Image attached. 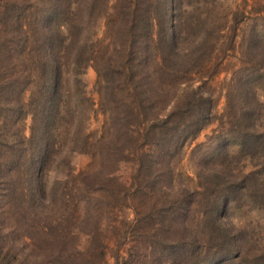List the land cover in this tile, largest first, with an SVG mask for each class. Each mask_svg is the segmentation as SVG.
Masks as SVG:
<instances>
[{
  "label": "trees",
  "instance_id": "1",
  "mask_svg": "<svg viewBox=\"0 0 264 264\" xmlns=\"http://www.w3.org/2000/svg\"><path fill=\"white\" fill-rule=\"evenodd\" d=\"M103 20L101 41L96 30ZM182 33L173 0H0V217L31 208L43 220L54 218L45 254L36 252L29 260L2 245L0 264L89 262L90 255L48 256L70 237V226L83 222L89 207L85 215L64 210L58 218L50 212L62 208L60 200L65 207L75 198L87 204L104 197L107 204L122 201L114 210L121 223L112 231L116 238L130 237L120 242L117 264L141 258L144 264H234L247 258L243 229L227 218L237 193L251 187L241 186L240 175L219 162V148L201 159L195 177L178 178L183 149L217 115L208 82L199 77L183 82ZM89 66L99 75L98 108L90 97L80 106L85 94L65 100L68 88L83 82L80 69ZM203 70L190 66L195 76ZM245 80L230 79L229 106L235 112L229 113L230 138L220 148L230 156L238 145L247 158L260 159L261 110L232 104ZM89 106L90 113L104 116L100 131L89 129L90 117L83 113ZM68 153L86 155L90 163L51 178ZM124 165L132 167L129 177L118 181ZM254 171L239 173L250 177ZM11 220L0 226V234L3 227L10 232ZM159 235L168 240L161 247L152 241Z\"/></svg>",
  "mask_w": 264,
  "mask_h": 264
},
{
  "label": "rangeland",
  "instance_id": "2",
  "mask_svg": "<svg viewBox=\"0 0 264 264\" xmlns=\"http://www.w3.org/2000/svg\"><path fill=\"white\" fill-rule=\"evenodd\" d=\"M116 1L112 0L114 3ZM173 5L178 8L183 24V40L180 45V51L183 52V82L186 83L187 78L190 77L197 79L199 77L202 84L208 82L206 87L214 95L216 101L214 112L215 115L217 114L213 122L200 132L193 144L183 149L181 159L177 163L178 178L183 182V177L188 178L189 175L195 177L194 171L198 168L201 159H209L208 151L215 152L219 148V157H217L219 162L224 164V168L226 165L233 168L235 174L242 177H238L240 182L243 180L241 186L248 184L251 187V190L237 193L236 202L228 212L229 224L241 225V229H243L241 243L248 252L246 259L234 264H264V173H262L264 153L258 156L260 159L255 157L252 160L247 158L248 151H242L238 145H232L230 156L225 148H220L226 143L222 141L230 138L227 133L231 119L229 113L235 112L233 107L229 106L228 90L231 77L241 82L245 78V81L248 82L245 87L238 84L236 94L232 97V104L237 106L240 103L250 104L252 109L261 110V124L264 126V0H173ZM173 12L177 15V11ZM96 32L99 40L103 41L106 38V20L101 22ZM190 66L204 70L201 75L198 71L199 76H195L191 73ZM80 70L79 77L83 82H77L70 86L68 92L65 91L68 95L65 100L68 101L70 97L78 96L79 98V95L85 94L86 99H80V106L82 107L90 97L95 101V108H98L97 82L99 75L93 66ZM188 71L190 72L188 73ZM246 91L248 93H244ZM90 111H92L90 106L83 108L84 115L90 117L89 129L100 131L104 116L100 112L90 113ZM68 118L72 119L71 116ZM74 122L75 120L71 123ZM25 124L26 133L29 134L30 116ZM224 159L227 160V163ZM88 163H90L88 156L68 153L67 157L59 162L56 171L51 173V178H61L63 173L70 170V166L75 170L86 167ZM131 168V166L124 165L121 170H118V181L119 177L122 180L129 177ZM250 170H255L256 174L244 177L239 173L244 171L248 173ZM1 178L2 175H0V185L3 183ZM107 199V197L94 198L87 204H78V199L75 198L65 207L60 200L62 208L53 210L50 214L54 212L59 218L64 210H68L85 215L87 207H89L88 215L83 222L70 226L72 230L68 234L70 237L65 242L54 245L48 256L52 255L55 258L64 252L70 259H76L90 255V261L83 264H117L116 260L124 248V244L120 242H127L123 239L130 237L121 234V237L116 238L115 230L112 231V227L121 223V219L114 214V210L122 201H109L107 204ZM158 200L160 203L162 202L160 199ZM36 212L39 210L28 208L15 212V216L12 217L6 215L0 217V226L10 219L13 224L10 232L6 227H3L0 234V249L2 245L6 246L12 250L15 257L26 256L29 260H33L36 252L38 254L46 253L45 248L48 247L46 234L53 229L50 221L54 218L48 217L49 221H46L40 218ZM57 221H54L53 224L60 226ZM124 229L125 226L122 224L121 232ZM135 233L137 236H141L138 228ZM154 240L157 241V247L168 243V240L162 239L161 235L152 236V241ZM177 240L175 238L174 243ZM138 242L137 238L135 245ZM30 249L34 251H30ZM95 250H98L99 254H96ZM135 264H144L143 258L135 261Z\"/></svg>",
  "mask_w": 264,
  "mask_h": 264
}]
</instances>
